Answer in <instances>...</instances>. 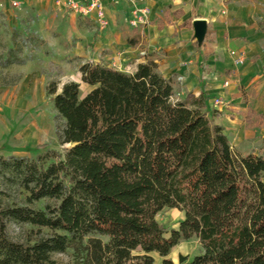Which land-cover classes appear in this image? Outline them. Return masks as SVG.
Segmentation results:
<instances>
[{
	"label": "trees",
	"instance_id": "trees-1",
	"mask_svg": "<svg viewBox=\"0 0 264 264\" xmlns=\"http://www.w3.org/2000/svg\"><path fill=\"white\" fill-rule=\"evenodd\" d=\"M18 51L2 65L23 63ZM78 71L92 86L84 96L73 80L46 86L59 142L69 145L63 159L0 156L27 203L54 200L44 209L0 203V264H52L67 248L75 264H155L153 253L175 264L171 249L192 237L203 251L180 254L177 264H264L263 154L234 150L204 96L177 98L152 59L133 72L102 61ZM164 208L183 211L168 235L156 220ZM10 220L54 232L15 241Z\"/></svg>",
	"mask_w": 264,
	"mask_h": 264
},
{
	"label": "crops",
	"instance_id": "crops-1",
	"mask_svg": "<svg viewBox=\"0 0 264 264\" xmlns=\"http://www.w3.org/2000/svg\"><path fill=\"white\" fill-rule=\"evenodd\" d=\"M100 2L104 26L98 10L89 8L91 0H0V13L7 18L31 14L59 59L77 68L102 61L133 72L152 59L172 81L177 98L204 96L208 115L228 138L240 127L264 132V0ZM140 8L148 10L144 21ZM196 20L205 22L201 39L194 34ZM73 81L83 89L81 96L92 89L80 72Z\"/></svg>",
	"mask_w": 264,
	"mask_h": 264
},
{
	"label": "rangeland",
	"instance_id": "rangeland-1",
	"mask_svg": "<svg viewBox=\"0 0 264 264\" xmlns=\"http://www.w3.org/2000/svg\"><path fill=\"white\" fill-rule=\"evenodd\" d=\"M35 23L29 13L13 18L0 13V156L13 155L30 159L48 153L49 163L63 159L69 145L59 142L61 121L55 117L46 86L50 81H55L59 90L62 83L78 79L79 72L74 62L59 59V54L38 34ZM13 47L19 50L24 62L3 66V58ZM124 70L132 72L128 66ZM255 118L257 123L262 122L259 117ZM229 140L236 151L261 153L264 156V132L248 126L245 129L240 127L238 133L229 135ZM0 190L3 191L0 195L2 205L27 204L35 209H44L46 204L54 202L46 198L27 203V191L19 184L18 177L8 171H0ZM182 218L183 211L178 208H164L156 216V220L167 230L166 235L170 229L178 227ZM6 229L11 239L24 243H31L54 232L44 226L13 220L7 222ZM202 251L199 240L192 237L175 245L169 257L177 264L180 254L192 257ZM152 255L154 263L160 264L161 257L156 253ZM51 258L52 264L76 263L72 248L54 252Z\"/></svg>",
	"mask_w": 264,
	"mask_h": 264
},
{
	"label": "built area",
	"instance_id": "built-area-1",
	"mask_svg": "<svg viewBox=\"0 0 264 264\" xmlns=\"http://www.w3.org/2000/svg\"><path fill=\"white\" fill-rule=\"evenodd\" d=\"M12 4L16 5V2H13ZM71 6L73 8L77 7L75 4H71ZM89 8H96L98 10V16L100 17V23H101V25L104 26L106 24V21L103 19V10H102V5H101L100 0H91ZM138 11L140 12L141 20L144 21L147 17L148 10L146 8H140V9H138ZM231 54L233 55L234 52H232ZM215 103L216 104L220 103V100L215 99Z\"/></svg>",
	"mask_w": 264,
	"mask_h": 264
},
{
	"label": "water",
	"instance_id": "water-1",
	"mask_svg": "<svg viewBox=\"0 0 264 264\" xmlns=\"http://www.w3.org/2000/svg\"><path fill=\"white\" fill-rule=\"evenodd\" d=\"M205 32V22L203 20H196L194 22V34L197 39H201Z\"/></svg>",
	"mask_w": 264,
	"mask_h": 264
}]
</instances>
